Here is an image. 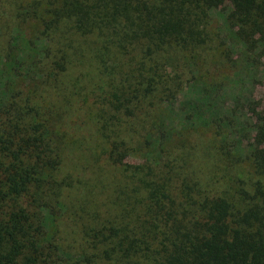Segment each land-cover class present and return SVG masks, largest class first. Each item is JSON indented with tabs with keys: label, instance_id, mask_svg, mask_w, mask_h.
<instances>
[{
	"label": "trees",
	"instance_id": "obj_1",
	"mask_svg": "<svg viewBox=\"0 0 264 264\" xmlns=\"http://www.w3.org/2000/svg\"><path fill=\"white\" fill-rule=\"evenodd\" d=\"M23 9L0 34V264H264V102L237 93L264 0Z\"/></svg>",
	"mask_w": 264,
	"mask_h": 264
},
{
	"label": "rangeland",
	"instance_id": "obj_2",
	"mask_svg": "<svg viewBox=\"0 0 264 264\" xmlns=\"http://www.w3.org/2000/svg\"><path fill=\"white\" fill-rule=\"evenodd\" d=\"M1 2L6 6L5 10H7V5L10 6L13 3L12 7L9 8L10 10H12L10 15H4V17H1L0 19V34H5L8 29L22 24L21 18L23 19V15H25V11L23 8L26 0H0V3ZM219 16L220 15L218 14V12H215L216 20H219ZM24 26L27 27L23 24L22 27ZM22 33L24 36L30 37L34 33V31L29 28H24ZM0 39L4 41L7 40L5 36H1ZM236 58H239V56H236ZM243 74L249 77L254 76L255 80L253 81L248 77H245L244 83L240 87L238 86L237 93L243 91L244 93L251 95L252 98H262V101L264 102V62L260 66V68H249V72H244ZM238 77L232 79L234 83L240 82V79ZM233 95L234 94H231L230 98H232Z\"/></svg>",
	"mask_w": 264,
	"mask_h": 264
}]
</instances>
